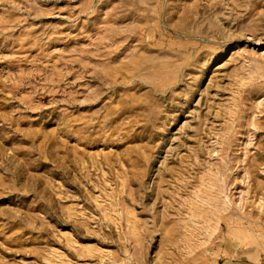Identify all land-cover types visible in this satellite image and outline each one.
<instances>
[{
    "label": "rangeland",
    "instance_id": "1",
    "mask_svg": "<svg viewBox=\"0 0 264 264\" xmlns=\"http://www.w3.org/2000/svg\"><path fill=\"white\" fill-rule=\"evenodd\" d=\"M0 264H264V0H0Z\"/></svg>",
    "mask_w": 264,
    "mask_h": 264
},
{
    "label": "bare ground",
    "instance_id": "2",
    "mask_svg": "<svg viewBox=\"0 0 264 264\" xmlns=\"http://www.w3.org/2000/svg\"><path fill=\"white\" fill-rule=\"evenodd\" d=\"M149 51V50H148ZM143 52H145V51H143ZM146 54V53H145ZM173 55V54H172ZM149 56V55H148ZM145 57V56H144ZM147 57V56H146ZM150 58H152V57H149L148 59H150ZM141 59V58H140ZM139 59V60H140ZM147 59V58H146ZM156 62V61H155ZM137 63H139V62H137ZM135 67H136V65H135ZM143 68H145V67H143ZM217 177V176H216ZM222 192H223V190H222ZM220 194V193H219ZM224 197H225V195H224ZM225 199V198H224ZM213 204V203H212Z\"/></svg>",
    "mask_w": 264,
    "mask_h": 264
}]
</instances>
